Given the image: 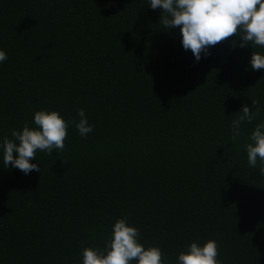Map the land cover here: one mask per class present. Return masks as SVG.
<instances>
[{
    "label": "trees",
    "instance_id": "trees-1",
    "mask_svg": "<svg viewBox=\"0 0 264 264\" xmlns=\"http://www.w3.org/2000/svg\"><path fill=\"white\" fill-rule=\"evenodd\" d=\"M0 264H264V0H0Z\"/></svg>",
    "mask_w": 264,
    "mask_h": 264
}]
</instances>
